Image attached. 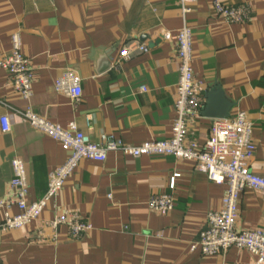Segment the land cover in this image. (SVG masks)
I'll return each mask as SVG.
<instances>
[{
	"label": "crops",
	"instance_id": "crops-1",
	"mask_svg": "<svg viewBox=\"0 0 264 264\" xmlns=\"http://www.w3.org/2000/svg\"><path fill=\"white\" fill-rule=\"evenodd\" d=\"M213 0H194L187 21L192 29L195 91L199 116L189 122L188 139L202 145L214 118L202 115L207 94L220 90L227 116L245 111L253 124L252 172H264V0H220L243 7L245 18L225 21ZM177 0H0V55L21 36L33 73L32 95L21 98L0 68V199L9 198L11 159L25 163L26 201L40 199L48 173L69 151L32 128L19 112L65 126L74 121L96 143L112 137L130 145L171 136L178 81L176 31L181 26ZM148 52L137 53L134 45ZM128 59L117 63L121 49ZM65 69L80 77L81 98L72 101L53 84ZM145 86L146 91H140ZM215 109L223 108L215 103ZM90 124L87 125V121ZM175 186L169 188L173 173ZM226 184H217L189 161L170 155L134 158L110 151L104 161L81 159L39 219L0 235V264H256L245 249L230 247L212 256L191 250L208 212L222 207ZM172 193L167 214L148 207L152 195ZM76 211L92 229L79 238L65 225H50L55 215ZM10 212L19 209L12 205ZM2 209L0 208V219ZM264 197L243 188L236 229L259 228Z\"/></svg>",
	"mask_w": 264,
	"mask_h": 264
},
{
	"label": "built area",
	"instance_id": "built-area-1",
	"mask_svg": "<svg viewBox=\"0 0 264 264\" xmlns=\"http://www.w3.org/2000/svg\"><path fill=\"white\" fill-rule=\"evenodd\" d=\"M182 24L176 31V56L178 59L179 77L175 86L176 99L174 102L175 117L171 126V136L164 140L144 141L138 145H130L112 137L96 143L82 132L74 121L64 127L36 115L30 109L20 111L22 119L32 128L58 141L64 150L69 151L65 161L48 173L47 188L44 195L27 203L28 182L25 163L20 158L11 159L13 175L9 181L7 200L0 199L2 218L0 219V235L13 229H20L37 220L43 210L63 188L70 174L81 159L102 162L110 151H120L125 155L137 158L142 155H170L192 163L195 170L204 173L207 178L217 184H226V192L222 197V207L206 215V225L199 233V238L191 243V250L199 249L203 255L212 256L230 247L245 249L255 257L256 264H264V222L261 227L251 230L236 229L238 219V197L240 191L251 188L264 197V172L254 173L248 165L253 155V124L245 111H237L234 115L214 118L207 139L202 145L188 139L189 122L199 116L202 107L201 96L195 91V81L192 68V29L187 21L194 0H177ZM215 11L225 21H241L245 18L243 7H231L220 0L212 1ZM137 53L148 52L147 45H134ZM117 63L128 59L130 52L127 48L119 52ZM0 68L4 69L10 83L17 94L28 100L32 95L33 73L30 61L22 51L21 36L18 32L11 35L9 53L0 55ZM80 77L70 69H65L56 77L53 89L69 97L72 101L81 98L82 89ZM140 91H146L140 86ZM9 117L0 119L1 129H10ZM90 121H87V125ZM179 173H173L169 188L175 186V178ZM149 209L154 212L167 214L175 204L172 193L152 195L148 200ZM16 205L19 212H10L11 206ZM52 228L65 225L69 234L79 238L92 229V225L82 219L76 211H65L55 215L50 220Z\"/></svg>",
	"mask_w": 264,
	"mask_h": 264
},
{
	"label": "water",
	"instance_id": "water-1",
	"mask_svg": "<svg viewBox=\"0 0 264 264\" xmlns=\"http://www.w3.org/2000/svg\"><path fill=\"white\" fill-rule=\"evenodd\" d=\"M216 102L221 103L223 108L216 110L214 107ZM202 115L212 118H223L227 116V104H225L220 90L212 91L207 94V103L202 111Z\"/></svg>",
	"mask_w": 264,
	"mask_h": 264
}]
</instances>
